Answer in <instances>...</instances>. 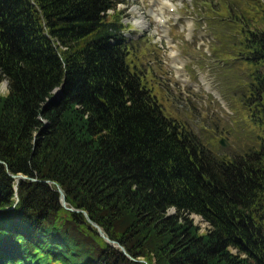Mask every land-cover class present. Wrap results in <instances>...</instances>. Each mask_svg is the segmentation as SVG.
<instances>
[{
  "label": "trees",
  "instance_id": "1",
  "mask_svg": "<svg viewBox=\"0 0 264 264\" xmlns=\"http://www.w3.org/2000/svg\"><path fill=\"white\" fill-rule=\"evenodd\" d=\"M119 3L0 0V264H264V143L213 155L166 117L129 66ZM234 17L220 38L251 63L261 128L264 33Z\"/></svg>",
  "mask_w": 264,
  "mask_h": 264
},
{
  "label": "rangeland",
  "instance_id": "2",
  "mask_svg": "<svg viewBox=\"0 0 264 264\" xmlns=\"http://www.w3.org/2000/svg\"><path fill=\"white\" fill-rule=\"evenodd\" d=\"M157 1L119 0L130 68L135 66L164 115L213 155L234 157L257 149L264 143V127L254 126L243 106L251 63L233 57L220 35L226 39L237 31L232 21L240 14L258 21L256 29L264 33V0H171L175 11L170 15L165 10L164 29L150 13ZM142 18L145 28L135 25ZM171 51L176 52L175 63L169 59ZM0 94H7L5 83Z\"/></svg>",
  "mask_w": 264,
  "mask_h": 264
},
{
  "label": "water",
  "instance_id": "3",
  "mask_svg": "<svg viewBox=\"0 0 264 264\" xmlns=\"http://www.w3.org/2000/svg\"><path fill=\"white\" fill-rule=\"evenodd\" d=\"M61 90L62 88H59V89H56L54 92H53V97L52 99L50 100V103L53 102L54 100H56L60 94H61ZM220 146L221 147H224V142L221 140L220 141ZM13 178H15L16 180V183H18L19 180H26V177L24 176H14ZM57 193L59 195V201H60V204L62 207H64L65 209L69 210V211H74L76 213H82L84 215V217L86 218L87 222L92 226L94 227L96 230H97V233L98 235L103 238L108 244H110L111 246L113 247H116L118 248L122 254L127 255L126 251L124 250V248L122 246H119L118 244H116L115 242L113 241H110L108 239V237L104 234V232L102 231V229L100 227H98L95 223H93L87 216V213L86 212H82V211H79V210H74V209H71V208H66L67 204H66V201H65V196H64V193L63 191L57 186ZM129 257V256H128ZM130 258V257H129ZM132 259V258H130Z\"/></svg>",
  "mask_w": 264,
  "mask_h": 264
},
{
  "label": "bare ground",
  "instance_id": "4",
  "mask_svg": "<svg viewBox=\"0 0 264 264\" xmlns=\"http://www.w3.org/2000/svg\"><path fill=\"white\" fill-rule=\"evenodd\" d=\"M158 7L156 10L151 11V15L155 18L156 20V26H158L160 29H164V24L166 23V16L165 15V10H167L168 14L173 15V12L175 11V8L171 2V0H158L157 1ZM143 18L135 22V25L140 27V28H145V25L148 26V24L143 22ZM169 59L172 61V63H175L176 61V52L171 51L169 55ZM178 66V65H176ZM178 69V67H177Z\"/></svg>",
  "mask_w": 264,
  "mask_h": 264
}]
</instances>
